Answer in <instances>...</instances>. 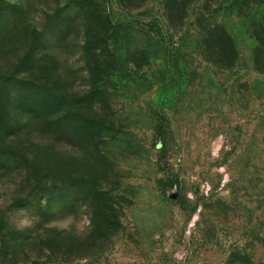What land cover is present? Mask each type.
<instances>
[{
  "label": "rangeland",
  "instance_id": "obj_1",
  "mask_svg": "<svg viewBox=\"0 0 264 264\" xmlns=\"http://www.w3.org/2000/svg\"><path fill=\"white\" fill-rule=\"evenodd\" d=\"M183 1L0 0V264H264V2Z\"/></svg>",
  "mask_w": 264,
  "mask_h": 264
},
{
  "label": "trees",
  "instance_id": "obj_2",
  "mask_svg": "<svg viewBox=\"0 0 264 264\" xmlns=\"http://www.w3.org/2000/svg\"><path fill=\"white\" fill-rule=\"evenodd\" d=\"M183 1V0H182ZM250 2L254 3H261L264 2V0H249ZM184 3L180 4V7L177 10L179 13H183L185 8L187 7V0L183 1ZM90 24V23H89ZM90 28V27H89ZM219 33L221 34L220 43H219V53L224 54L226 52H232L233 53V45L231 43V39L229 37V34L219 27ZM214 35V31L209 32V38L212 39ZM257 41L258 46L255 50V63L259 70H262L264 72V30H261L260 33L257 35ZM39 52L34 49H30L26 53H24V56L20 60V63L17 67V69L13 70L12 73L10 71H2L0 70V82L4 85L7 84H13L17 85H26L25 87L31 86V84L34 81H40L41 77L38 74V70H36V66L39 60ZM27 62L33 64L31 68L29 66H26ZM35 66V67H34ZM23 84V85H22Z\"/></svg>",
  "mask_w": 264,
  "mask_h": 264
}]
</instances>
